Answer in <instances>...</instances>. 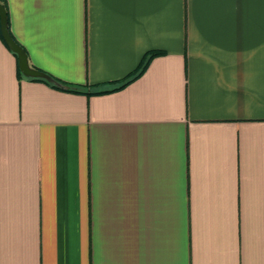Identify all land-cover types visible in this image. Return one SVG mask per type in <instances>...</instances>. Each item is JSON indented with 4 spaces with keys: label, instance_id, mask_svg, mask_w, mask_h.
I'll list each match as a JSON object with an SVG mask.
<instances>
[{
    "label": "crops",
    "instance_id": "obj_1",
    "mask_svg": "<svg viewBox=\"0 0 264 264\" xmlns=\"http://www.w3.org/2000/svg\"><path fill=\"white\" fill-rule=\"evenodd\" d=\"M0 264H264V0H0ZM21 72V71H20Z\"/></svg>",
    "mask_w": 264,
    "mask_h": 264
},
{
    "label": "trees",
    "instance_id": "obj_2",
    "mask_svg": "<svg viewBox=\"0 0 264 264\" xmlns=\"http://www.w3.org/2000/svg\"><path fill=\"white\" fill-rule=\"evenodd\" d=\"M6 14H7V11H6ZM7 23H8V28H9L8 14H7ZM160 53H162V52L159 50L147 51L144 54L140 64L138 65V67L134 71H132L127 76H125L124 78L119 80L117 82V85L109 87V88L93 87L91 90H88L83 86H79V85H75V84H71V83L61 81V80L57 79L56 77H54L48 73L47 74L52 78L51 80H47V79L42 78V77H27V78H29L31 80L43 81L52 87H56V88H60V89L68 90V91H73V92H83V93H87V94H89V93H104V92L112 91V90L118 89L120 87H123L128 82H130L131 80L136 78L138 75H140L144 71V69L148 65L149 61L151 60V58L154 57L155 55L160 54ZM18 72L20 75L22 74L19 70H18Z\"/></svg>",
    "mask_w": 264,
    "mask_h": 264
},
{
    "label": "water",
    "instance_id": "obj_3",
    "mask_svg": "<svg viewBox=\"0 0 264 264\" xmlns=\"http://www.w3.org/2000/svg\"><path fill=\"white\" fill-rule=\"evenodd\" d=\"M0 31L6 45L16 54L18 66L21 73L27 77H42L47 80L52 78L37 68L30 66L28 57L24 48L12 37L7 23L6 9L2 3H0Z\"/></svg>",
    "mask_w": 264,
    "mask_h": 264
}]
</instances>
